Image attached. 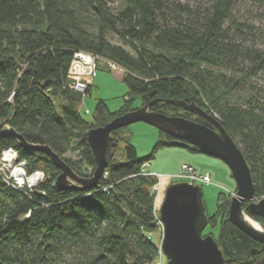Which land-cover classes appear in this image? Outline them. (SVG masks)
Masks as SVG:
<instances>
[{
	"label": "trees",
	"instance_id": "trees-1",
	"mask_svg": "<svg viewBox=\"0 0 264 264\" xmlns=\"http://www.w3.org/2000/svg\"><path fill=\"white\" fill-rule=\"evenodd\" d=\"M262 22L264 0H0V131L10 127L28 143L48 146L77 175L90 177L97 165L91 129L135 109L136 99L140 106L159 100L150 109L211 127L162 101L195 103L238 145L254 196H263ZM78 50L97 56V69L104 61L124 70L121 106L110 110L97 99L91 121L80 112L91 85L81 93L67 76ZM121 129L110 133L96 185L83 190L55 187L61 170L44 152L0 136V155L11 147L27 172H43L31 189L0 174V264H153L161 238L157 178L142 171L153 155L139 157ZM173 142L158 130L153 151ZM217 202L208 224L219 225L227 264H264V252L250 255L261 244L228 220L229 195L219 193ZM242 208L264 224L247 204Z\"/></svg>",
	"mask_w": 264,
	"mask_h": 264
},
{
	"label": "water",
	"instance_id": "water-1",
	"mask_svg": "<svg viewBox=\"0 0 264 264\" xmlns=\"http://www.w3.org/2000/svg\"><path fill=\"white\" fill-rule=\"evenodd\" d=\"M159 100L150 101L138 108L113 119L103 127L93 128L87 134V141L96 161L90 177L77 175L48 146L28 143L14 129L6 127L0 136L12 137L24 149L44 152L52 163L61 170L54 186L57 188L89 189L96 185L107 163V150L110 133L136 122L149 124L160 132L174 138L172 146H194L199 153L214 157L225 163L236 182V194L230 198L228 220L240 230L261 244L259 250L250 255L264 252V224L254 221L242 208V202L251 200L254 195L249 167L242 152L221 124L195 103L178 100H164L196 116L204 118L211 127L181 116H170L150 109ZM247 209L253 216L264 218V197L258 203H248ZM159 217L163 224L160 248L166 257V264H227L221 248L220 238L211 234L202 235L208 225V217L202 198L201 186L190 182L172 183L166 187L159 205ZM252 220L258 228L250 223ZM264 259V255L262 256ZM247 260L239 264H247Z\"/></svg>",
	"mask_w": 264,
	"mask_h": 264
},
{
	"label": "rangeland",
	"instance_id": "rangeland-1",
	"mask_svg": "<svg viewBox=\"0 0 264 264\" xmlns=\"http://www.w3.org/2000/svg\"><path fill=\"white\" fill-rule=\"evenodd\" d=\"M262 23L264 24V22ZM109 65L111 68L116 69V65L111 63ZM118 77V70L110 72L101 65L97 71V84L93 87L91 96L84 95V100L80 106V112L83 119L87 121L92 120V112L97 99H107L111 104V107H113L111 109L116 110L121 106L123 96L127 89L123 82L118 81ZM92 82L89 85H92ZM120 86H122V89ZM84 91L85 90L80 92L84 93ZM140 103L141 101L136 99L133 103V107H139ZM122 128L123 129L118 133L127 136L129 143L136 148L139 157H145L151 153L153 155V158L149 161L151 165L149 163L147 164L148 168L151 169L150 171L161 176L162 187L159 192H154V204H156L158 208L163 200L166 187L172 183L184 182V178L180 176L181 166L184 164L190 166L195 171L196 175L202 176V183L200 186L207 217H212L216 213L219 193H225L226 195H229L230 198L236 194L237 186L231 175V171L228 166L219 159L199 152H192L184 147L172 145L159 147L153 151V147L158 139V129L144 122H136ZM10 151L11 150H4L1 152V158L8 157L9 154H11ZM73 157L75 158L76 155H73ZM6 166H8L7 162L4 164L1 163L0 171L2 172V169ZM12 172L13 169L9 171V175ZM158 197H160V202L157 203ZM263 197L264 195L259 197L253 195L251 200L243 201L242 204H248L251 202L256 204ZM218 231V224L215 227L208 224L203 232L205 234H213L212 236L217 238ZM153 237V240L157 241L158 235L154 234ZM161 261L162 264H166L167 259L164 255L162 256Z\"/></svg>",
	"mask_w": 264,
	"mask_h": 264
},
{
	"label": "built area",
	"instance_id": "built-area-1",
	"mask_svg": "<svg viewBox=\"0 0 264 264\" xmlns=\"http://www.w3.org/2000/svg\"><path fill=\"white\" fill-rule=\"evenodd\" d=\"M97 70V56L93 55L90 52L78 50L73 54V58L70 62L68 68V79L70 80V88L76 91L85 90L88 85L92 82L94 75ZM4 150H11V154L8 157L1 158L0 156V164L8 163V166L0 171L1 176L4 181L18 189L22 188H33L41 181L43 177V173L40 170H34L32 172H27L25 161H19L17 157L16 151L11 148H5ZM3 150V151H4ZM2 151V152H3ZM4 166V165H3ZM148 164H143V174L155 176L157 178V182L153 185L152 191L159 192L162 187L161 176L155 172H152L147 169ZM2 168V167H1ZM13 169V172L9 175V171ZM180 176L184 178L185 182L201 184L202 176L196 175L195 171L188 165H182ZM186 179V180H185ZM156 209V223L160 231L162 232L163 224L160 220L158 214V208L155 205ZM162 250L159 247L158 256L155 260L154 264H162Z\"/></svg>",
	"mask_w": 264,
	"mask_h": 264
},
{
	"label": "crops",
	"instance_id": "crops-1",
	"mask_svg": "<svg viewBox=\"0 0 264 264\" xmlns=\"http://www.w3.org/2000/svg\"><path fill=\"white\" fill-rule=\"evenodd\" d=\"M99 63V66L101 67V65H103V67L107 70V71H110V72H113V71H119V77H118V81H121V82H123V76H124V70L123 69H121V68H119V67H117L116 66V69L115 68H111L110 66H108L107 64H106V62H104V61H99L98 62ZM99 67V68H100ZM109 67V68H108ZM99 68L97 69V71L99 70ZM96 76L94 77V79H93V82H92V85H91V92H92V90H93V87L95 86V84H97V72H96V74H95ZM122 86H120V88H121ZM122 89V88H121ZM91 92H90V95L89 96H91ZM104 99V98H103ZM105 101H106V104H107V106H108V108L110 109V110H115V109H111V108H113V107H111V104L108 102V100L107 99H104ZM150 164V163H149ZM151 165V164H150ZM149 165V166H150ZM149 170H151L150 168H149Z\"/></svg>",
	"mask_w": 264,
	"mask_h": 264
},
{
	"label": "bare ground",
	"instance_id": "bare-ground-1",
	"mask_svg": "<svg viewBox=\"0 0 264 264\" xmlns=\"http://www.w3.org/2000/svg\"><path fill=\"white\" fill-rule=\"evenodd\" d=\"M95 76H96V75H94V77H95ZM94 77H93V79H94ZM158 202H160V197L157 198V203H158ZM250 223L252 224L253 227L258 228V226H257L252 220H250Z\"/></svg>",
	"mask_w": 264,
	"mask_h": 264
}]
</instances>
